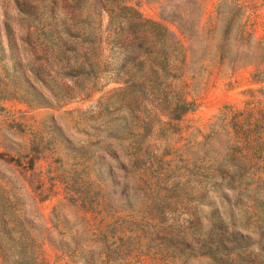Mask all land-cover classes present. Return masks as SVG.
I'll list each match as a JSON object with an SVG mask.
<instances>
[{"label":"rangeland","instance_id":"rangeland-1","mask_svg":"<svg viewBox=\"0 0 264 264\" xmlns=\"http://www.w3.org/2000/svg\"><path fill=\"white\" fill-rule=\"evenodd\" d=\"M245 1L258 40L264 37V0ZM136 2L145 20L162 23L189 46L177 25L162 17L167 0L129 4ZM217 5L218 0L199 1L192 14L199 31ZM4 10L14 13L11 0H0V21ZM108 22L104 15L103 29ZM18 45L33 57L31 46L20 40ZM109 49L98 87L78 89L58 107L30 106L0 93V215L13 208L26 233L25 245L4 242L0 218V262L25 247L27 254H39L37 264H232L228 253L216 262L193 250L189 219L200 216L206 226L217 211L231 222L232 212L238 230L256 239L258 220L248 200L232 193L228 201L221 199L204 177L208 161L227 151L231 117L264 108V84L253 82L252 67L232 71L205 62L194 80L191 73L161 80L151 103L111 80L124 75L114 71L119 59ZM180 96L195 101L196 109L170 121L166 106Z\"/></svg>","mask_w":264,"mask_h":264},{"label":"trees","instance_id":"trees-1","mask_svg":"<svg viewBox=\"0 0 264 264\" xmlns=\"http://www.w3.org/2000/svg\"><path fill=\"white\" fill-rule=\"evenodd\" d=\"M11 1L14 13L4 10L0 21V93L30 106L58 107L72 99L78 89H96L106 46L110 48L109 55L119 59L114 71L124 75L111 80L125 84L151 103L157 101L161 80H183L188 73L194 80L196 68L203 70L205 62L232 71L252 67L253 82L264 84V37L255 39L245 0H218L202 31L192 18L200 0H167L162 17L177 25L189 46L162 23L145 20L139 10L140 2ZM104 15L109 20L106 29ZM12 22L22 27L23 34L15 31ZM18 40L32 47L33 57L24 56ZM166 107L167 118L177 121L194 111L196 103L180 96ZM226 126L227 151L208 161L204 178L221 192V199L228 201L232 193L237 200H248L249 213L258 220L257 237L253 240L251 235L240 232L232 212L228 222L217 211L210 214L206 226L200 216L189 219L187 237L199 256L221 261L218 255L225 252L232 264H264V108L238 112ZM205 194H198L195 199L204 198ZM4 212L0 215L6 237L3 241L25 245L24 220L13 208ZM38 255L27 254L23 247L0 263L37 264Z\"/></svg>","mask_w":264,"mask_h":264}]
</instances>
